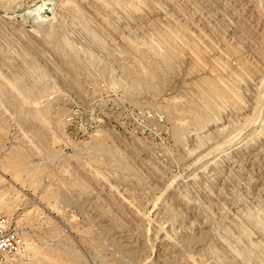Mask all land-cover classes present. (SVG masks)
<instances>
[{
	"label": "rangeland",
	"instance_id": "rangeland-1",
	"mask_svg": "<svg viewBox=\"0 0 264 264\" xmlns=\"http://www.w3.org/2000/svg\"><path fill=\"white\" fill-rule=\"evenodd\" d=\"M0 223L12 264H264V0H0Z\"/></svg>",
	"mask_w": 264,
	"mask_h": 264
},
{
	"label": "built area",
	"instance_id": "built-area-1",
	"mask_svg": "<svg viewBox=\"0 0 264 264\" xmlns=\"http://www.w3.org/2000/svg\"><path fill=\"white\" fill-rule=\"evenodd\" d=\"M22 246V239L6 223H0V264H12Z\"/></svg>",
	"mask_w": 264,
	"mask_h": 264
},
{
	"label": "bare ground",
	"instance_id": "bare-ground-1",
	"mask_svg": "<svg viewBox=\"0 0 264 264\" xmlns=\"http://www.w3.org/2000/svg\"><path fill=\"white\" fill-rule=\"evenodd\" d=\"M113 1H114V0H113ZM134 9H135V8H134ZM168 35H169V34H168ZM171 35H172V34H171ZM172 36H173V35H172ZM183 37H184V36H183ZM187 37H188V36H187ZM161 39H162V38H161ZM170 39H171V38H170ZM184 39H185V38H184ZM162 40H163V39H162ZM172 40H173V39H172ZM165 41H166V40H165ZM179 41H181V39H180ZM161 42H162V41H161ZM163 42H164V41H163ZM165 43H166V42H165ZM178 43H179V42H178ZM178 43H177V44H178ZM182 43H183V42H182ZM188 44H189V43H188ZM167 45H168V44H167ZM164 46H165V45H164ZM174 46H175V45H174ZM165 47H166V46H165ZM180 48H181V47H180ZM157 49H158V48H157ZM173 49H174V48H173ZM181 49H182V48H181ZM175 51H176V50H175ZM176 52H177V51H176ZM167 53H168V52H167ZM171 54H173V53H171ZM171 54H170V55H171ZM167 55H168V54H167ZM167 55L165 54V56H167ZM173 55H175V54H173ZM190 56H191V55H190ZM166 58H168V57H166ZM164 60H165V59H164ZM201 67H202V66H201ZM218 69H219V68H218ZM227 70H228V69H227ZM185 77H186V76H185ZM214 80H215V79H214ZM214 80H213V81H214ZM214 83H215V82H214ZM210 84H211V83H210ZM212 84H213V83H212ZM216 84H217V83H216ZM226 84H227V83H226ZM218 85H219V84H218ZM222 85H223V84H222ZM222 85H221V86H222ZM214 87H216V86H214ZM196 88H197V87H196ZM206 88H207V87H206ZM210 88H211V87H210ZM217 88H218V87H217ZM221 88H222V87H221ZM226 88H227V87H226ZM229 89H230V88H229ZM206 90H207V89H206ZM227 90H228V89H227ZM220 91H221V90H220ZM230 91H231V90H230ZM217 92H219V91H217ZM222 92H224V91H222ZM231 92H233V91H231ZM210 93H211V92H210ZM211 94H212V93H211ZM214 94H215V93H214ZM219 94H221V93L219 92L217 97H220ZM215 95H217V94H215ZM215 95H214V99H215ZM229 95H231V94L229 93ZM222 96H223V94L221 95V97H222ZM227 96H228V95H227ZM227 96H226V97H227ZM205 97H206V96H205ZM221 97H220V98H221ZM233 97H234V96H233ZM235 97H236V96H235ZM205 99H206V98H205ZM214 99H213V101L215 102ZM216 99L218 100L219 98H216ZM234 99H235V98H234ZM211 100H212V99H211ZM211 100H210V101H211ZM222 100H224V99H222ZM206 101H207V100H206ZM210 101H208V102H210ZM218 101H221V100H218ZM218 101H217V102H218ZM224 101H225V100H224ZM203 102H204V101H203ZM221 102H222V101H221ZM204 103H205V102H204ZM204 103H203V104H204ZM211 103H212V101H211ZM218 103H220V102H218ZM221 104H222V103H221ZM228 104H229V103H228ZM212 105H213V103H212ZM215 105H216V104H215ZM202 106H203V105H202ZM205 106H206V104H205ZM213 106H214V105H213ZM218 106H219V104H218ZM207 107H208V106H207ZM216 107H217V106H216ZM220 107H221V106H220ZM236 108H237V107H236ZM205 109H206V108H205ZM210 110H211V109H210ZM214 110H215V109H214ZM212 113H213V112H212Z\"/></svg>",
	"mask_w": 264,
	"mask_h": 264
}]
</instances>
